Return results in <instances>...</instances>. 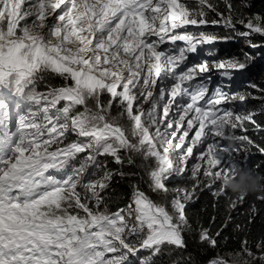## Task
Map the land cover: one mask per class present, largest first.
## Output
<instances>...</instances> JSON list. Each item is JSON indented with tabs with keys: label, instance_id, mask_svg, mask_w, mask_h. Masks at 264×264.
I'll list each match as a JSON object with an SVG mask.
<instances>
[{
	"label": "snow or ice",
	"instance_id": "6c2138e0",
	"mask_svg": "<svg viewBox=\"0 0 264 264\" xmlns=\"http://www.w3.org/2000/svg\"><path fill=\"white\" fill-rule=\"evenodd\" d=\"M222 2L226 14L212 0H0V88L18 98L13 130L0 95V264H129L141 249L156 255L166 244L182 248L191 230L186 204L197 189L225 195L223 181L240 167L233 153L247 150L235 144L264 153L236 134L246 133V122L260 130L257 113L225 107L252 93L226 91L228 85L210 91L213 70L230 81L252 57L189 60L199 45L233 37L188 26L239 25L244 30L236 34L249 42L264 36V17L234 18L231 0ZM47 78L62 83L38 90ZM247 87L264 99V88ZM109 157L138 167L164 202L137 183L129 202L111 209L103 195L114 175ZM190 158L196 162L189 168ZM184 175L190 189L168 187ZM219 234L201 228L199 239L215 247ZM245 255L264 264L247 241L243 252L209 264H249Z\"/></svg>",
	"mask_w": 264,
	"mask_h": 264
},
{
	"label": "trees",
	"instance_id": "16d2710c",
	"mask_svg": "<svg viewBox=\"0 0 264 264\" xmlns=\"http://www.w3.org/2000/svg\"><path fill=\"white\" fill-rule=\"evenodd\" d=\"M218 1L221 3L222 0ZM231 3L236 13L264 17V0H231ZM223 6L225 7V5ZM213 18L218 19L219 17L213 14ZM213 18L211 17V19ZM207 33L222 37H224L223 35H227L233 38H239L234 30L229 31V29L227 30L225 28L221 31H216V33L211 31ZM238 40H240V38ZM260 41L261 39L259 38H252L250 42L249 40L242 41V44L250 46V43L254 45ZM229 47L231 53L220 54L219 59L236 55L242 60L245 55L241 54V50L235 48L236 44ZM214 53H219V51ZM260 61L261 64H263L262 66H264V55ZM249 72L250 71L246 73L245 77L250 76V82L258 83L259 87L264 88V78L257 79V71L255 70L251 75H249ZM61 83L62 81L59 79L47 78L44 81H38L36 87L38 90L44 91L46 84L59 85ZM254 91L255 93L253 94H255V97H258L259 100L256 101L253 99L250 101L247 105L246 112L254 111L257 113L254 119L261 126V129L256 130L250 122H246V133L237 129L236 134H246L254 142V145L264 147V99L259 98L261 96L260 92ZM74 139V135H69L67 137V141ZM248 147L252 150L250 155L245 158L237 159L234 163H237L241 168L251 169L254 172L264 175V153H261L258 148L253 145H248ZM133 158L136 165H139L140 163L137 161L135 155ZM106 159L108 168L114 172L112 180L108 183V187L103 193L111 209L115 210L117 207H124L129 202L133 184L139 183L143 190H148L146 183L140 180L142 172L138 167L128 165L127 163L121 167V165L113 162L110 157ZM120 171L124 173H139V175L121 176L119 175ZM176 181L174 185L175 188L190 189L192 187V181L189 177H177ZM219 186L220 185L217 184L216 187L219 188ZM259 196L260 195L255 194L248 195L245 196L244 200L241 202L238 199V195L227 190L225 195L217 199L213 197L210 190L204 189L201 191L197 189L193 199L186 204L185 212L191 225V230L185 231L184 233L185 246L182 248H171L168 252H163L157 257L152 255L147 249H144L141 251V253L144 254L142 262L144 264L146 262L148 264H207L209 260L215 258L220 251L231 252L243 249L245 241H247L248 248H255L258 244L260 246L264 245V201L257 199ZM253 205H255L257 209L255 216L251 215ZM201 228L209 229L210 234L214 237L217 232L220 233L219 236L216 237L217 245L215 247L200 241L199 232ZM136 263V259H129V264Z\"/></svg>",
	"mask_w": 264,
	"mask_h": 264
},
{
	"label": "rangeland",
	"instance_id": "374dc122",
	"mask_svg": "<svg viewBox=\"0 0 264 264\" xmlns=\"http://www.w3.org/2000/svg\"><path fill=\"white\" fill-rule=\"evenodd\" d=\"M212 2L214 4H217L218 6H220L219 10L221 12H224L225 14L227 13V9L223 6L224 3L222 1H221V3H219L220 1H218V0H212ZM234 13H235L234 18L250 17V16H248L246 14H240V13H236V12H234ZM213 14H215V13H213ZM213 14L212 13L209 14V19L210 20H211V17L213 18ZM213 19H216V18H213ZM224 28L227 29V30L229 29V31L232 30L230 28L225 27L223 25V23H220V24H217V25L209 24V25H206V26H201L199 29H197L195 26H188L187 30L188 31H192V32H198V31L208 32V31H211L213 33H216V31H221ZM239 30H244V29L242 28V26L237 25V30L236 31H239ZM226 32H228V31H226ZM216 36L222 37V36H219V35H216ZM223 36L226 37L227 35H223ZM239 38H240V40H238ZM239 38L235 37V38H233L231 40H228V41L217 40L218 42L215 41V42H213V44H202V45H199L197 53L190 55L189 60L191 62H194V63H198V62H200L202 60H208L210 62L213 61V60H219L220 54H230L231 52H230V47L229 46H232V45L236 44L235 48H238V50H241L242 51L241 54H243V55L247 54L250 57H252V60H251V62L249 64V66L243 72H235L233 78L230 81L228 79H226V78L221 77L219 72H217L216 70H213L210 73V75L212 77V84L210 85V91L213 90L216 85H228V87L225 88L226 91H231L233 93H235L237 91H239V92H251L252 93V97H255L256 95L253 94V93H255L254 89H251V88L247 87V85L251 81L250 80V76H248V77L246 76L245 77V75H246V73L248 71H250L249 75H251V74H253L252 72L255 70V71H257V75H256L257 79L258 78H260V79L264 78V66H262L263 64H261V61H260L262 59L263 55H264V36H261L259 34H253L251 36L250 40L252 38L261 39L260 42H257V43L254 44V45H258L257 47H251L249 45L245 46V45L242 44V41L248 40V39H245V38H242V37H239ZM210 45H211V47H210ZM177 46L178 47L184 46L183 42H178ZM165 47H171V45H166ZM218 51H219V53H214V52H218ZM209 53H214V54L213 55H209ZM235 57H237V56L235 55ZM243 59H244V57L242 58V60ZM255 84L258 85V83H255ZM0 95L4 96L6 98L8 104H9L10 114H14L15 113L14 114L15 116L12 118L13 125L15 126V119H16L15 104L18 102V98L15 97L14 95H12L8 90L3 89V88H0ZM252 97H249L243 103L233 102L231 104L225 105V107L234 108L238 112H246L247 111V105L250 103V101H252L253 99H255L256 101L259 100L258 97L257 98H252ZM103 99L107 100L108 97L105 96V97H103ZM147 106L148 105H145V107H147ZM115 111L116 110L113 109V114H115ZM173 130H175V128ZM181 134H182V132H178L177 133V135H181ZM190 135H191V133H190ZM75 139H76V137H75ZM225 143H227V142H225ZM235 147H237V148L246 147L247 150L246 151L241 150L238 153H233V162L235 160H237V159L248 157L250 155V153L252 152V150H250L248 145H243L242 146L240 144H235ZM136 159H137V161L139 163H141V158L140 157L136 156ZM227 159H228L227 157H222V160H224V161H226ZM195 162H196L195 159L190 158V160L188 162L189 168ZM150 163H151V161H150ZM183 177L187 178L189 176L188 175H184ZM176 178H177L176 176H173L171 178V180L168 182V187L170 189L175 188L174 185L177 182ZM178 189H184V188H178ZM146 192H148V194L152 197V199L156 200L157 202H164V198L162 196H157L156 194L151 193L148 190ZM170 198L171 197H169V199ZM171 248H178V247L166 244V245L162 246L161 251L158 254L154 255V256L157 257L163 252L164 253L168 252V250H170ZM249 249L257 257L262 255V254H264V245L260 246L259 248L255 247V248H249ZM142 250H144V249H141L136 255L130 256L129 259H131V260L136 259L137 260L136 264H144L142 262L143 261V256H144V254L141 253ZM148 251L152 254L151 250H148ZM238 252H243V249H241L239 251H231V252L220 251V252L217 253L215 258L224 257L225 254H227V253L235 254V253H238ZM243 259L249 260V264H261V261L253 260L251 257H248L246 255L243 257ZM145 264H148V263L146 262ZM207 264H209V262Z\"/></svg>",
	"mask_w": 264,
	"mask_h": 264
},
{
	"label": "clouds",
	"instance_id": "9594fccd",
	"mask_svg": "<svg viewBox=\"0 0 264 264\" xmlns=\"http://www.w3.org/2000/svg\"><path fill=\"white\" fill-rule=\"evenodd\" d=\"M234 141H229L234 145ZM227 191L238 196L260 195L264 196V175L254 172L251 169L237 167L235 176H229L223 181Z\"/></svg>",
	"mask_w": 264,
	"mask_h": 264
}]
</instances>
